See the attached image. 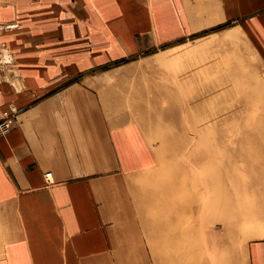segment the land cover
<instances>
[{
    "label": "crops",
    "instance_id": "obj_1",
    "mask_svg": "<svg viewBox=\"0 0 264 264\" xmlns=\"http://www.w3.org/2000/svg\"><path fill=\"white\" fill-rule=\"evenodd\" d=\"M228 30L264 57V0H0V117L17 111L0 135V264H160L129 68Z\"/></svg>",
    "mask_w": 264,
    "mask_h": 264
},
{
    "label": "rangeland",
    "instance_id": "obj_2",
    "mask_svg": "<svg viewBox=\"0 0 264 264\" xmlns=\"http://www.w3.org/2000/svg\"><path fill=\"white\" fill-rule=\"evenodd\" d=\"M178 46L135 62L122 99L154 155L148 242L160 264H264L263 53L237 30Z\"/></svg>",
    "mask_w": 264,
    "mask_h": 264
},
{
    "label": "built area",
    "instance_id": "obj_3",
    "mask_svg": "<svg viewBox=\"0 0 264 264\" xmlns=\"http://www.w3.org/2000/svg\"><path fill=\"white\" fill-rule=\"evenodd\" d=\"M5 62L7 63L3 64L2 68L10 64L9 61H5ZM16 113L17 111L14 109H12L9 113L8 112L2 113L0 117V135L6 134L11 129V127L14 124V115ZM50 177H51V172H47L44 174V180L47 184H50Z\"/></svg>",
    "mask_w": 264,
    "mask_h": 264
}]
</instances>
